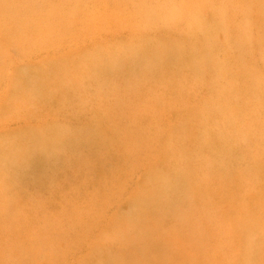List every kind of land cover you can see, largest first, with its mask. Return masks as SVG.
Wrapping results in <instances>:
<instances>
[{"label": "clouds", "instance_id": "clouds-1", "mask_svg": "<svg viewBox=\"0 0 264 264\" xmlns=\"http://www.w3.org/2000/svg\"><path fill=\"white\" fill-rule=\"evenodd\" d=\"M0 264H264V0H0Z\"/></svg>", "mask_w": 264, "mask_h": 264}]
</instances>
